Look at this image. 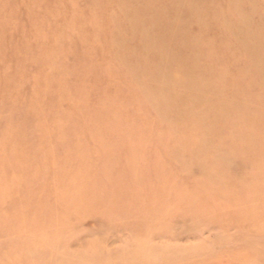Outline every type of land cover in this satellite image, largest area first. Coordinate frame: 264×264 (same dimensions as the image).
I'll return each mask as SVG.
<instances>
[{
	"label": "rangeland",
	"instance_id": "rangeland-1",
	"mask_svg": "<svg viewBox=\"0 0 264 264\" xmlns=\"http://www.w3.org/2000/svg\"><path fill=\"white\" fill-rule=\"evenodd\" d=\"M261 72L264 0H0V264H264Z\"/></svg>",
	"mask_w": 264,
	"mask_h": 264
},
{
	"label": "bare ground",
	"instance_id": "bare-ground-1",
	"mask_svg": "<svg viewBox=\"0 0 264 264\" xmlns=\"http://www.w3.org/2000/svg\"><path fill=\"white\" fill-rule=\"evenodd\" d=\"M142 6V5H141ZM144 9H146V10H148L149 8L152 10L153 9V7H152V5L149 7L148 6V4H143V6H142ZM149 9V10H150ZM150 10V11H151ZM152 12V11H151ZM153 15V14H152ZM154 17V16H153ZM136 21H140V20H136ZM135 21V22H136ZM137 23V22H136ZM153 24V22L151 23V25ZM150 25V26H151ZM113 38H114V36H113ZM161 43H163L162 41H160V43L159 44H161ZM181 45V44H180ZM151 46H153V48L150 50V48H151ZM156 47H158V41H157V39L154 37V36H149V34H145V36H141L140 37V42H139V44L137 45V49H139L141 52H146V50H150V51H154V53L155 54H157V51H156ZM186 49V48H185ZM157 50H159V49H157ZM159 54V53H158ZM114 57L116 58H118L121 62H126V60L124 61V60H122L121 58H119L116 54H114ZM181 59V61L180 62H183L182 61V58H180ZM141 60H143V62H145V56L143 57V58H141ZM194 60H196L195 58H194ZM183 63H185V62H183ZM192 66V67H191ZM196 66H198L197 65V63H192L190 66L188 65L187 67L186 66H184V68H182V70H180V74L182 75V77H185V78H188L189 80L191 79L192 81H197V77L196 76H192V74H193V72H194V70H196ZM260 71V70H259ZM168 74H167V73ZM165 73L167 74V76L168 77H170V78H172V77H175V75H174V73L173 72H170V71H166ZM261 75V76H260ZM258 76H260L259 78H260V80L261 81H264V73L263 72H261ZM190 83V82H189ZM189 83H187L186 85L184 84L183 85V89H184V92L185 93H189L191 96H195L194 98H196V100L199 98V95H198V93H199V91L200 90H197L196 92H194L193 91V89H191L190 88V86H189ZM196 95H198V96H196ZM193 99V98H192ZM221 105H222V101H221ZM170 111L171 110H173V108H168ZM213 171V170H212Z\"/></svg>",
	"mask_w": 264,
	"mask_h": 264
}]
</instances>
